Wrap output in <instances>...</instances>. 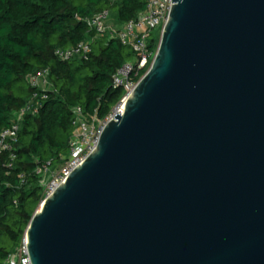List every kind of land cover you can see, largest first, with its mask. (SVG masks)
<instances>
[{
	"label": "water",
	"instance_id": "1",
	"mask_svg": "<svg viewBox=\"0 0 264 264\" xmlns=\"http://www.w3.org/2000/svg\"><path fill=\"white\" fill-rule=\"evenodd\" d=\"M148 70L33 212L29 264H264V0H171Z\"/></svg>",
	"mask_w": 264,
	"mask_h": 264
},
{
	"label": "trees",
	"instance_id": "2",
	"mask_svg": "<svg viewBox=\"0 0 264 264\" xmlns=\"http://www.w3.org/2000/svg\"><path fill=\"white\" fill-rule=\"evenodd\" d=\"M145 1L0 0V132L30 95L27 77L47 68L50 82L38 113L26 115L20 124L10 168L8 152L0 151V264H7L21 246L43 199L36 168L46 162L56 165L67 155L73 108L102 119L123 95L112 76L134 55L107 32L89 31L86 20L109 9L112 25L119 28L143 10ZM81 41L90 42L86 59L55 56L57 48ZM154 42L156 47L158 37Z\"/></svg>",
	"mask_w": 264,
	"mask_h": 264
},
{
	"label": "built area",
	"instance_id": "3",
	"mask_svg": "<svg viewBox=\"0 0 264 264\" xmlns=\"http://www.w3.org/2000/svg\"><path fill=\"white\" fill-rule=\"evenodd\" d=\"M171 4H173L171 0H146L143 10L119 28L112 25L109 9H103L86 20L89 31L98 34L107 32L110 38H117L122 45L128 47L134 57L119 67L112 76L113 86L121 88L123 95L104 118H98L95 113L86 115L80 106L73 108L72 133L68 142V154L64 157L63 164L57 167V165L46 162L35 170L36 174L41 176L43 198L50 194L95 148L106 122L114 114L121 112L126 96L149 68L157 48V46L152 47L153 31L158 29L160 37ZM90 52V42L81 41L75 46L57 48L54 54L61 60H69L74 57L86 59ZM48 76L49 70L43 68L27 77V83L31 88L30 95L26 102L13 113L11 124L0 132V151L8 152L10 160L7 166L9 168L15 157L13 150L18 140L21 122L26 115L37 114L42 102L47 98L46 92L50 88ZM20 181H24L23 175H20ZM7 264H29L24 239L17 251L8 256Z\"/></svg>",
	"mask_w": 264,
	"mask_h": 264
},
{
	"label": "rangeland",
	"instance_id": "4",
	"mask_svg": "<svg viewBox=\"0 0 264 264\" xmlns=\"http://www.w3.org/2000/svg\"><path fill=\"white\" fill-rule=\"evenodd\" d=\"M153 36H154V39L159 37V30L158 29L153 31ZM153 46L155 47V42L153 43ZM67 154H68V150H67ZM63 162H64V159L61 160L59 163H56L57 167H59L61 164H63ZM40 203L41 202L38 203L37 208L39 207Z\"/></svg>",
	"mask_w": 264,
	"mask_h": 264
}]
</instances>
